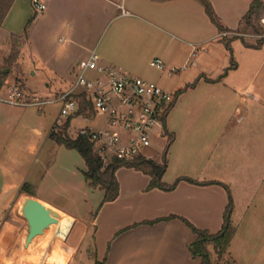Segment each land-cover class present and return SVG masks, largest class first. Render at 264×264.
Here are the masks:
<instances>
[{"label":"crops","instance_id":"1","mask_svg":"<svg viewBox=\"0 0 264 264\" xmlns=\"http://www.w3.org/2000/svg\"><path fill=\"white\" fill-rule=\"evenodd\" d=\"M40 1L55 20L60 21L64 13L70 29L79 32L81 45H89L75 65L96 49L104 63L146 73L158 83L165 74L190 70L176 83L164 81L175 95L186 85L196 84L179 93L167 114L166 129L173 139L163 181L172 184L180 177H190L211 183L182 179L172 190L149 189V174L123 165L115 173L120 186L116 199L100 205L104 190L90 187L85 176L84 184L80 182L83 194L74 195L61 181L46 179L56 164V142L50 138L53 126L42 144L43 129L26 113V107L0 101V239L10 237L8 215H15L17 204L23 212L35 198L59 220L47 228L59 227L51 250L59 252L57 264H201L202 258L191 249L197 234L180 217L198 228L219 231L229 202L228 187L236 232L226 256L234 264L260 262L264 255V39L257 46L259 38L243 40L225 34L241 27L253 0H210L225 31L211 20L199 0ZM227 40L236 63L232 68ZM156 57L165 67L147 72L145 64ZM171 69L177 71L170 73ZM191 96L192 115L198 120L207 115L209 121L181 120L180 104ZM30 130L38 137L28 134ZM22 152L27 153L25 159ZM62 167L60 173L65 176L68 169L66 164ZM25 184L28 191L23 190ZM91 192L99 194L92 203ZM60 197L71 205L84 201L86 212L94 206L97 211L92 218L86 213L73 218L56 208L66 207ZM171 215L175 216L166 218ZM28 234L29 229L24 248L36 238L27 245ZM1 248L10 245L4 242ZM210 250L215 256L212 246Z\"/></svg>","mask_w":264,"mask_h":264},{"label":"rangeland","instance_id":"2","mask_svg":"<svg viewBox=\"0 0 264 264\" xmlns=\"http://www.w3.org/2000/svg\"><path fill=\"white\" fill-rule=\"evenodd\" d=\"M259 13L260 18L258 23L264 28V1ZM26 14L29 15L24 18ZM63 16L64 13L61 14L60 21H57L53 16L49 15L47 8L36 13L32 0H19L17 2L16 8L10 12L8 19L4 20L3 25L0 27V69H4L7 74L4 75L3 81H8L9 85H21V88L30 92V94H35L41 99L54 97L72 85L78 74L77 64H74L75 60L87 52L89 45L86 47L81 45L82 40L77 36L79 32H73L70 29V22ZM243 37H254L258 39L256 35H244ZM226 48L229 50L231 56H233V49L231 50L227 46ZM15 54L16 58L11 62L10 57ZM145 69L149 73L160 71L159 68L151 64H145ZM129 72L132 75L150 79L146 73ZM188 72L180 70V72H175L172 76L165 74L163 78L167 83H176L178 79ZM164 81L159 82V84L172 91L170 84H165ZM190 87L186 85L184 89L188 88L186 90H189ZM176 98L175 95L173 103H175ZM192 102L191 96L190 98L184 99L180 104L181 112L179 114L182 115L179 117L181 120L209 121L207 115H205V118L202 117L199 120L196 119V115H192ZM61 106V101L45 103L41 106H25L26 113L31 115L32 119L43 129L42 144L45 142L47 133L58 118L62 119L60 127L64 126L66 118L60 116ZM87 115L89 116L91 113H87ZM71 119L70 121L72 123L68 128L69 134H76L77 129L82 126L99 127L104 121L103 118L84 120L80 116H75ZM28 134L37 136L31 130ZM155 134L156 137L153 146L155 154L154 160L162 163L165 153L166 157L168 154L169 148L167 150V146L172 142L170 141L171 133L166 129L165 136H160V131L156 129ZM49 143H53L52 140ZM53 153L56 164L55 166L53 165L52 172L46 179L48 181H55L56 183L57 180L61 181L60 185L62 187L64 186L67 190L73 191L74 195L78 196L83 194L84 186L82 187L80 182L82 181L84 184V175L82 172V170L86 169L84 158L76 149L67 148L57 143H55ZM22 154L24 155L22 158L25 159L27 153L22 152ZM63 164H66V168L68 169V173L65 176H61L60 173L61 169L64 168L62 167ZM97 193L94 192V194L92 193L90 195V203L97 200L96 195H99ZM58 200L66 204V207L56 208L62 209L71 217L86 213L87 218H92L97 211V206H94L92 210L86 212L88 205L86 206L84 201L80 205H71L64 198L60 197ZM14 213L15 215H8L11 229L7 232V236L10 237L0 239V245L4 244V242L10 245L8 249H0V264H57L60 259L59 252L57 250H51H53V243L55 242L59 228L58 225L47 229L44 234L36 236L31 246L24 248L22 245L29 229V223L25 214L22 212L20 202L15 207ZM75 231H77V228H75ZM213 257L216 258V255ZM263 257L256 264H264ZM218 264H232V261H230L229 257L224 256V258L219 260Z\"/></svg>","mask_w":264,"mask_h":264},{"label":"built area","instance_id":"3","mask_svg":"<svg viewBox=\"0 0 264 264\" xmlns=\"http://www.w3.org/2000/svg\"><path fill=\"white\" fill-rule=\"evenodd\" d=\"M32 4L36 11L46 8V4L40 0H32ZM120 6L126 13L124 5ZM225 34L264 38V33L226 31ZM151 65L159 69L165 67L160 57L152 59ZM77 68L78 74L72 85L54 97L41 99L21 88V85H9L8 81H3L0 82V101L19 106H41L61 101L60 116L66 119L74 116L86 120L89 117L103 118L104 124L100 128L82 126L76 134H70L73 137H87L103 167L115 160H154L155 131L157 129L160 136H165L166 118L175 94L154 80L130 74L120 65L104 63L96 49L79 60ZM175 71L177 69H171L170 73ZM84 100L90 103V108L86 113H81ZM61 124L62 119L58 118L53 129H61Z\"/></svg>","mask_w":264,"mask_h":264},{"label":"trees","instance_id":"4","mask_svg":"<svg viewBox=\"0 0 264 264\" xmlns=\"http://www.w3.org/2000/svg\"><path fill=\"white\" fill-rule=\"evenodd\" d=\"M14 1L15 0H0V27L3 25L5 17L7 16V13L9 12ZM199 1H201V3L205 6L207 14L211 18V20L218 26V28L222 31L228 30L222 24L221 19L217 14V12L215 11L211 1L210 0H199ZM262 5H263L262 0L252 1L249 11L242 19L241 27L237 30L238 32L251 33V34L264 33V28H262L258 23V20L260 18L259 10L261 9ZM235 37H241L244 40L243 36L237 35ZM263 39L264 38H259V41L257 42L256 45L260 46ZM225 44L229 49L232 50V46L229 40L225 41ZM14 58H16V54L11 55L10 61L13 62ZM235 65L236 63L234 61V57L232 56V63L230 68L234 67ZM227 70L225 72H227ZM4 75H7L5 73V70L0 69V82H3ZM195 84L196 81L192 84L187 85V87ZM182 90H184V88L181 89L176 94V97L179 95V93H181ZM84 103L85 100L83 104ZM173 104L174 103L170 105V108L173 106ZM89 108H90V103L89 104L85 103L82 106L80 112L86 113V110H88ZM69 126H70V118L64 123V126H62L61 129L55 130L52 128L50 132V138L53 139L56 143L60 145H64L67 148L76 149L84 158L85 163L87 165V169L84 171V176L88 185L93 188H101L104 190V197L100 205L104 204L107 201H112L116 199L117 196L119 195L120 186L115 173L116 170L123 165L134 167L149 174L151 176V180L148 185L149 189L158 187L164 190H172L182 179H186L190 182L198 183V184L211 183V181L203 182L190 177H180L172 184H168L164 182L163 176L167 170L166 153L164 155L163 158L164 160L162 163L146 158H137L130 162L115 160L108 166L103 167V163L100 157L95 153L93 149V145L90 142V140L85 136H77V137L71 136L68 133ZM172 139H173V135L170 134V141H172ZM168 146H170V143ZM168 146H167V150L169 148ZM212 182H216V181H212ZM27 186L28 185L25 184L23 186V190L28 191ZM227 189L229 192V202L225 209L223 225L219 231L212 233L207 229L198 228L188 219L184 217H180L197 234V238L192 243L191 249L195 256H200L202 258L201 264H218L219 260H221L222 258H224V256L227 255L231 241L235 235L236 226L232 220L234 201L228 187ZM174 216L175 215H171L166 218H171ZM210 246L214 248L216 258L213 257V253L210 250ZM232 263L234 264V262Z\"/></svg>","mask_w":264,"mask_h":264},{"label":"water","instance_id":"5","mask_svg":"<svg viewBox=\"0 0 264 264\" xmlns=\"http://www.w3.org/2000/svg\"><path fill=\"white\" fill-rule=\"evenodd\" d=\"M24 214L29 222L27 245L36 236L44 234L51 223H59V220L51 215L50 209L43 202L35 198L30 199L26 204Z\"/></svg>","mask_w":264,"mask_h":264},{"label":"bare ground","instance_id":"6","mask_svg":"<svg viewBox=\"0 0 264 264\" xmlns=\"http://www.w3.org/2000/svg\"><path fill=\"white\" fill-rule=\"evenodd\" d=\"M27 203V202H26ZM23 213H24V211H23Z\"/></svg>","mask_w":264,"mask_h":264}]
</instances>
